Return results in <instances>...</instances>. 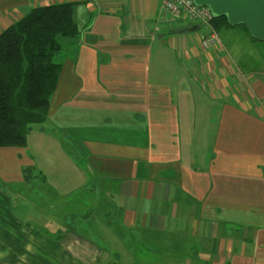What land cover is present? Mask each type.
Segmentation results:
<instances>
[{"label":"crops","instance_id":"1","mask_svg":"<svg viewBox=\"0 0 264 264\" xmlns=\"http://www.w3.org/2000/svg\"><path fill=\"white\" fill-rule=\"evenodd\" d=\"M62 2L82 32L57 53L35 148H59L86 227L4 230L1 187L0 264H264V41L232 27L206 47L209 28L165 19L162 0H0V33ZM29 148L0 147L2 181L39 165Z\"/></svg>","mask_w":264,"mask_h":264},{"label":"trees","instance_id":"2","mask_svg":"<svg viewBox=\"0 0 264 264\" xmlns=\"http://www.w3.org/2000/svg\"><path fill=\"white\" fill-rule=\"evenodd\" d=\"M212 25L218 33L224 28H242L253 41H261L245 25L229 24L225 15L214 16ZM81 32L74 18V2H62L32 7L0 33L1 148L27 147L33 125L47 122L62 71L54 55L62 49V39L76 38ZM34 172L35 166H25V181Z\"/></svg>","mask_w":264,"mask_h":264},{"label":"rangeland","instance_id":"3","mask_svg":"<svg viewBox=\"0 0 264 264\" xmlns=\"http://www.w3.org/2000/svg\"><path fill=\"white\" fill-rule=\"evenodd\" d=\"M182 21L183 24L188 26L199 25L198 21ZM66 41L67 39H62L63 49L66 46ZM53 59L57 61V53L54 55ZM199 83H201V80L197 82V84ZM41 129L45 130V137L43 135L42 137L43 139L46 138L47 142L49 138L47 122L33 125L32 132L29 135V157H32L34 154V156L38 157L39 162V165L35 166V174H32L33 178L31 177L32 179L25 181V174L23 173L24 165V167L22 166L21 168V172H18L17 176L11 178V181H2L0 177V188L2 187L4 191V202L8 205L10 212L4 222V230L13 229V231L17 232V230L20 231L21 227L22 231L26 233V240H31L32 233L36 231L50 237L49 235L51 233H54V235L62 234L66 231L68 225H72L74 229H84L82 227L86 223L81 212L82 198L80 197V187L77 186L78 182L65 181V178L62 176L65 175L64 172H67L65 169H70L68 164L63 163V166L58 167L54 165L53 161L49 162L51 157L48 155V152H51L53 157L56 154L61 156L59 148L49 146L51 141L45 147L40 144L39 150L35 148L39 135L38 133ZM58 146L62 147L64 152L70 151L73 148L75 149V147L69 146L62 140L58 143ZM62 158H64V156ZM78 160L80 159L78 158ZM10 170L13 171L11 167ZM42 175L45 176L46 183L43 182ZM63 194L65 197L60 196ZM67 206H69V210L72 209L73 211H67ZM15 218L19 219L21 223L15 224ZM14 224L15 228H13ZM47 240H50V238ZM115 241L118 240H112L110 242L105 240V244L111 245ZM10 242V238L4 237V248L5 246L7 247V243ZM15 248V246L12 247L14 250ZM5 251L6 250H4V253Z\"/></svg>","mask_w":264,"mask_h":264},{"label":"water","instance_id":"4","mask_svg":"<svg viewBox=\"0 0 264 264\" xmlns=\"http://www.w3.org/2000/svg\"><path fill=\"white\" fill-rule=\"evenodd\" d=\"M206 5L214 16H226L229 24L245 25L250 35L264 41V0H194Z\"/></svg>","mask_w":264,"mask_h":264},{"label":"built area","instance_id":"5","mask_svg":"<svg viewBox=\"0 0 264 264\" xmlns=\"http://www.w3.org/2000/svg\"><path fill=\"white\" fill-rule=\"evenodd\" d=\"M162 14L165 19L178 22L180 20L198 21L209 28V34L203 39L208 47L219 41V33L214 29V14L206 5H197L194 0H162Z\"/></svg>","mask_w":264,"mask_h":264}]
</instances>
